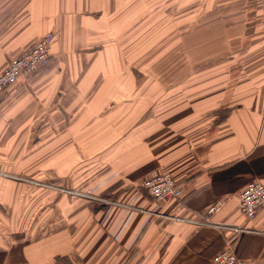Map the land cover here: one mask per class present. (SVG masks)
<instances>
[{
  "label": "crops",
  "instance_id": "1",
  "mask_svg": "<svg viewBox=\"0 0 264 264\" xmlns=\"http://www.w3.org/2000/svg\"><path fill=\"white\" fill-rule=\"evenodd\" d=\"M147 1L0 0V74L55 36L0 95V264H213L229 242L264 264V209L237 202L264 184V0H171V72L132 55ZM163 172L183 195L157 204Z\"/></svg>",
  "mask_w": 264,
  "mask_h": 264
},
{
  "label": "built area",
  "instance_id": "2",
  "mask_svg": "<svg viewBox=\"0 0 264 264\" xmlns=\"http://www.w3.org/2000/svg\"><path fill=\"white\" fill-rule=\"evenodd\" d=\"M264 24V15H263ZM53 33L46 34L38 39L23 56L12 59L7 68L0 74V95H4L13 85L22 79L38 74L50 64V51L54 43ZM142 187L157 204L179 200L183 195L182 187L169 172L160 173L146 180ZM85 198H92V194H77ZM99 202L113 205L111 201L97 199ZM238 207L241 214L247 219H254L264 209V184L251 183L237 196ZM224 201H219L211 208L210 215L220 213L225 207ZM231 231L240 232L236 228L222 227ZM213 264H247L237 258L232 242L221 251L213 260Z\"/></svg>",
  "mask_w": 264,
  "mask_h": 264
},
{
  "label": "rangeland",
  "instance_id": "3",
  "mask_svg": "<svg viewBox=\"0 0 264 264\" xmlns=\"http://www.w3.org/2000/svg\"><path fill=\"white\" fill-rule=\"evenodd\" d=\"M172 1L171 0H148L146 3L147 8V17L139 21V17L136 18V25L132 29L131 32V51L132 55L139 56L140 51L147 52V56H149V67L151 64L155 62V58L159 53L163 58L167 59V63L163 65V69L167 72H171L172 64H171V56L172 51L170 47V43L172 42L173 35L171 25H166V17H163L165 10L170 7ZM134 6V10H139L140 4L139 2H132ZM147 32H144V30ZM183 34V33H182ZM180 34V35H182ZM157 45V47H156ZM147 46V47H146ZM151 60V62H150ZM151 63V64H150ZM160 66V65H159ZM158 66V67H159ZM153 67L155 65L153 64ZM167 84V83H166ZM170 84V83H168ZM41 182V187L42 186ZM52 188H61L58 182H52ZM38 186V185H37ZM66 188V187H63ZM70 194H67L69 196Z\"/></svg>",
  "mask_w": 264,
  "mask_h": 264
}]
</instances>
